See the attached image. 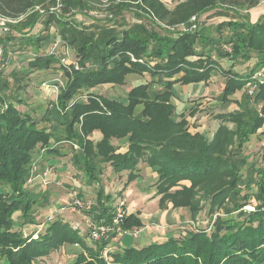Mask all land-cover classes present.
<instances>
[{
  "label": "trees",
  "instance_id": "16d2710c",
  "mask_svg": "<svg viewBox=\"0 0 264 264\" xmlns=\"http://www.w3.org/2000/svg\"><path fill=\"white\" fill-rule=\"evenodd\" d=\"M63 1L62 11L57 13L50 10L53 0H0V14L9 17L45 7L47 26L56 21L59 39L76 45L81 56V69L67 66L64 83L52 102L58 119L54 127L39 126L32 113L18 107L24 103L23 98L3 94V90L11 89L8 82L0 85V264H34L62 244L77 243L82 249L73 251L71 264H264V167L249 162L244 153L251 135L264 126V84L255 95L245 92L242 100L233 99L252 72L264 65V22L251 18L223 21L217 29L227 25L231 32L217 40L203 33L204 27L198 29L197 23L196 30L176 35L143 22L121 29L104 26L96 31L74 18L80 14V7H91L90 0ZM136 1L148 6L144 10L149 16L155 15L169 25L189 26L193 16L197 19L220 5H245V0H185L170 10L160 0ZM131 6L124 0L108 10L114 16ZM135 13L149 18L141 10ZM40 16L29 15L14 29L21 28L24 37L29 36ZM14 33L5 36L12 39L18 35ZM46 37L30 36L28 40L40 47ZM228 44L231 51L225 49ZM213 51L230 57L232 65L250 60L256 65L251 72L247 68L242 72L222 71L226 80L220 99L237 102L239 109L217 114L222 123L212 137H207L190 128L185 113L177 117L171 99L176 83L210 80L220 68ZM52 54H37L29 64L50 67L56 59ZM129 74H139L145 82L132 88L127 103L91 91L101 84H124ZM157 78L162 90L151 89ZM18 82L16 92L23 87ZM83 89L86 93L80 95ZM139 106L142 108L138 111ZM58 130L62 131L60 135L56 134ZM124 137L128 138L125 149L113 143V139ZM58 141L70 144L77 168L84 169L91 180H100L103 166L110 164L116 172L127 171L130 181L140 175L139 164L144 162L157 173L156 188L163 205L171 200L174 206L190 207L196 216L202 209L197 194L203 191L212 215L218 209L223 213L214 220L211 231L198 228L181 238L170 236L162 241L154 237L140 247L112 249L116 231L89 243L87 234H79L59 218L37 237L36 231L26 234L24 225L36 222L34 206L44 198L29 189L27 180L37 153H65L56 145ZM184 181H190V185ZM99 203L101 207L93 208V218L99 224L110 223L116 206L103 204L101 199ZM250 203L254 205L252 210L245 208ZM143 225L136 212H128L121 224L134 230Z\"/></svg>",
  "mask_w": 264,
  "mask_h": 264
},
{
  "label": "rangeland",
  "instance_id": "374dc122",
  "mask_svg": "<svg viewBox=\"0 0 264 264\" xmlns=\"http://www.w3.org/2000/svg\"><path fill=\"white\" fill-rule=\"evenodd\" d=\"M122 1L124 0H90L91 7H80V14H77L74 18L77 19V22L90 25L96 31L104 26H116L121 29L123 26H128L136 22L148 23V25L156 30L162 32L171 31L175 35L196 30V28L190 29L189 27L191 26L187 24H185L186 28L184 29L181 24L169 25L156 18L155 15L149 16L148 12L144 10V7L147 8L148 6L142 1L136 0H125L131 2L132 6L124 9L120 14H114L112 20H109L108 13L111 12V10H108L109 7L117 5ZM160 1L172 10L178 3L185 0ZM109 2L112 4L110 5ZM54 3L55 1L53 0L51 5H54ZM44 8L41 6L40 9ZM138 10H141L149 18L145 20L142 17H138L137 13H135ZM32 14L39 17L40 14L45 13H42L40 10H35L30 15ZM28 17L29 15L25 19ZM40 17V20L32 26L29 36L24 37L23 32L25 31L21 28L15 29L14 34L18 35L12 39H7L5 35L1 36L3 38L0 43L6 44V48L15 53L9 60V66L0 76V85L2 86L4 82H8V86L12 90H3V94L7 98L8 96L12 97L18 94L24 100V103L19 104L18 107L23 111L32 113L38 121L39 126L51 128L55 124H58V119L52 109V102L56 100L60 92V87L64 83L66 78L65 70L68 65L69 69L80 70L81 56L76 45L59 39L60 36L58 37L56 34V21H53L51 25L47 26L48 17L46 14ZM249 18L252 21L260 19L264 22V0H245V5H220L200 14L196 19V23L198 29L205 28L203 33L207 36H215L214 38L220 37L223 39L229 36L228 34L231 32L230 27L225 25L218 30V25H221L223 21ZM39 35H47L40 47L29 42L28 39L30 36L36 37ZM57 41L59 43L55 46ZM223 43L225 41L220 45L222 49ZM53 47L55 48L52 54ZM37 54L38 56L52 54L56 59L53 60L50 67L45 65L32 67L29 61ZM212 54L220 66V68H216L214 75L210 79L214 82L199 81L174 85L173 97L171 99L175 106L177 117L185 113L190 119V128L193 131L196 129L199 130V128L204 129L200 130V132L204 133L207 137H212L222 123L220 119L216 118L217 114L239 109L237 102L222 101L220 99V93L223 90L226 80V76L222 71L224 70L226 72L232 69L233 71L242 72L244 70L241 66L244 65L247 68V72H251L256 65L255 60L244 63L236 62L235 65H232L229 59L230 57H222L215 51ZM62 58H66V61L62 62ZM263 67L264 65L258 69ZM254 72H252V75ZM18 78L23 87L16 92L19 84ZM143 82H145V79L141 75L129 74L124 84H101L92 88L91 91L127 103L129 100V92L132 88ZM247 83L242 89L235 92L233 96L235 101L242 100L245 92L248 93ZM263 84H260L257 90ZM53 85L58 87H54ZM163 88L161 80L158 78L151 84L152 90H162ZM215 90H220L219 94L216 95L219 100L210 102V100H207V97L214 98L218 91L213 95L209 94ZM85 93L86 90L83 89L80 95H85ZM262 106V104L259 105L260 111ZM194 107H197V112L195 115H192L191 111ZM141 108L142 106H139L138 111ZM42 117L45 118L42 120ZM229 125L232 126L231 123ZM61 132L58 130L56 134L60 135ZM113 143L121 146V149H125L128 144V138H116L113 139ZM56 145L61 151H65V153H52L47 155L46 150L37 153L36 163L34 162L32 173L27 180L29 189L38 193V198L40 196L44 198H40L42 200L40 201L39 199V202L34 206L36 222L26 223L24 225L26 234L31 231H36L34 237H37L39 232H44L50 223L59 218L69 223V226L77 229L79 234H87L88 242L94 243V240L89 238L90 221L96 222L93 218V208L101 205L99 203L100 199L103 201V204H108L112 207L122 205L127 212L140 214L144 224L138 231L122 228V232L112 238V249L118 246L130 245L140 247L152 242L155 238L160 241L170 236L181 238L189 231L198 228H206L208 231H211L214 227V220L223 213L222 209H218L217 213L212 215L208 207V198L203 196V191L197 194V197L201 199L202 209L196 216L190 207L174 206L171 200H166L163 205L160 201L161 194L156 188L157 173L144 162L139 164L140 175L130 181H128L127 171L121 173L116 172L110 164L103 166L104 170L102 171L100 180H91L84 169L77 168V164L72 157L73 150L70 144L58 141ZM75 148L78 149V146L76 145ZM244 153L249 162L264 167V126L251 135L250 140L245 144ZM183 183L190 185V181H184ZM76 198H80L83 202H89L91 204L90 210H82L80 206H75L76 209L71 210V205ZM247 205L254 206L253 203ZM84 206L86 207V205ZM245 208L249 209L246 206ZM81 249L82 246L80 244H62L48 255L37 258L34 264H71L73 257H75L73 251ZM104 255L106 256L107 252Z\"/></svg>",
  "mask_w": 264,
  "mask_h": 264
},
{
  "label": "built area",
  "instance_id": "2783aa9c",
  "mask_svg": "<svg viewBox=\"0 0 264 264\" xmlns=\"http://www.w3.org/2000/svg\"><path fill=\"white\" fill-rule=\"evenodd\" d=\"M54 5H51L50 10L51 12H57L60 13L62 11V7L64 6L63 0H54ZM110 4V2H109ZM41 6H37L32 10H29L28 12L18 16V17H9L4 16L0 14V35H5L8 33H14L15 29L14 26L20 23L23 19H25L28 15L33 13L35 10H40L42 13H45V8L40 9ZM109 17H113V14L110 12L108 13ZM193 24L190 29L196 28V16L192 17ZM182 28H186L185 24H181ZM59 43L57 41L55 43V46ZM54 48L52 49L51 53L54 52ZM225 49L227 51H231L232 47L230 44L225 45ZM20 52V51H19ZM15 52L11 51L10 49H7L6 46L3 43H0V76L3 73V71L9 66V60L13 56ZM66 58H62V62H65ZM249 80V79H248ZM264 83V67L256 70L253 75H251L250 80L247 83L248 86V93L253 95L255 94L258 86L260 84ZM54 87H58L56 85H53ZM32 180V179H31ZM86 205V207L84 205ZM75 206H80L82 210L88 211L91 208V204L89 202H83L80 198H76L74 202L71 205V210H75ZM247 208L253 209V206L246 205ZM127 210L122 207V205L117 206L112 218V221L110 223H97L94 221H90V235L89 238L91 240H100L103 238H106L109 236V234L113 231H116L117 233L122 232V222L124 218L127 215ZM138 231V230H134ZM76 245H79L78 243Z\"/></svg>",
  "mask_w": 264,
  "mask_h": 264
},
{
  "label": "crops",
  "instance_id": "0c3cea01",
  "mask_svg": "<svg viewBox=\"0 0 264 264\" xmlns=\"http://www.w3.org/2000/svg\"><path fill=\"white\" fill-rule=\"evenodd\" d=\"M241 67H243V69L246 68L245 66H241ZM213 75H214V72H213L212 76H213ZM212 76H211V78H212ZM214 77H215V76H214ZM211 78H210V79H211ZM209 81H210V82H214V81H211V80H209ZM209 81H208V82H209ZM177 84H180V83H176L175 85H177ZM217 91H218V93H217ZM217 91H216V90H215V91H212L211 94H209V95H213L215 92H216L217 94H215L214 98L207 97V100H210V102H214V101H216V100L218 99L216 95L219 94L220 90H217ZM218 100H219V99H218ZM218 100H217V101H218ZM210 102H208V103H210ZM206 104H207V103H206ZM203 107H204V106H203ZM198 128H199V127H198ZM199 130H204V129L199 128Z\"/></svg>",
  "mask_w": 264,
  "mask_h": 264
}]
</instances>
